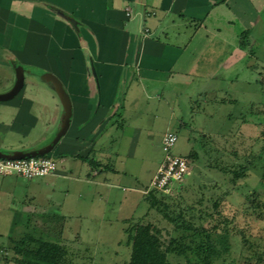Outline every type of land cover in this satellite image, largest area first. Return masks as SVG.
I'll return each instance as SVG.
<instances>
[{"label": "crops", "instance_id": "1", "mask_svg": "<svg viewBox=\"0 0 264 264\" xmlns=\"http://www.w3.org/2000/svg\"><path fill=\"white\" fill-rule=\"evenodd\" d=\"M263 60L264 0H0V93L25 69L22 90L0 101V150L38 148L60 129V97L32 78L50 72L73 104L69 130L51 152L59 158L60 145L66 149L67 167L51 176L116 185L119 155L109 148L127 138L135 104H172L199 81L195 89L207 94L205 82L237 80ZM18 184V176L0 175L2 207L23 208Z\"/></svg>", "mask_w": 264, "mask_h": 264}, {"label": "rangeland", "instance_id": "2", "mask_svg": "<svg viewBox=\"0 0 264 264\" xmlns=\"http://www.w3.org/2000/svg\"><path fill=\"white\" fill-rule=\"evenodd\" d=\"M261 66L237 80L205 82L207 94L196 90L199 81L183 96H173L172 104L158 98L135 104L127 138L109 148L119 155L113 161L121 171L116 185L97 189L86 181L16 175L25 204L18 210L0 205V264H19L14 248L30 236L36 242L27 241V248H37L40 240L64 246L63 264H128L135 226L156 225L168 247L180 235L171 219L181 212L186 222L229 234L230 251L217 264H264V60ZM32 78L55 92L41 75ZM168 131L179 135L175 153L198 151L199 159H192L193 172L183 183L154 199L147 189L164 159L162 138ZM60 150L59 169L66 170V149L60 145ZM250 160L247 175L234 179V171ZM169 261L195 264L172 252Z\"/></svg>", "mask_w": 264, "mask_h": 264}, {"label": "trees", "instance_id": "3", "mask_svg": "<svg viewBox=\"0 0 264 264\" xmlns=\"http://www.w3.org/2000/svg\"><path fill=\"white\" fill-rule=\"evenodd\" d=\"M210 135L203 134V139H209ZM206 152H208L206 150ZM48 155H51L48 154ZM42 155V156H48ZM40 157V156H39ZM92 166H100L94 158L80 156ZM190 161L199 159L198 151L195 154L187 156ZM248 161L242 165L239 170H235L234 179L244 178L249 171ZM159 191L151 190L148 193L156 199V193ZM153 205H156L154 200ZM200 220H205L206 216L201 214ZM175 228L179 231L178 238H173L168 247H166L161 230L152 223H140L133 228L130 234L132 245L131 258L128 264H170L169 253L185 255L195 264H217L218 261L230 251L229 234H220L218 226L208 227L204 224L186 222L183 213L171 219ZM35 241L33 237L23 239V242L15 246V261L19 264H63L66 259L67 250L59 243L40 240L37 241V248H27V241Z\"/></svg>", "mask_w": 264, "mask_h": 264}, {"label": "built area", "instance_id": "4", "mask_svg": "<svg viewBox=\"0 0 264 264\" xmlns=\"http://www.w3.org/2000/svg\"><path fill=\"white\" fill-rule=\"evenodd\" d=\"M179 135L168 131L162 138L164 159L154 175L147 192L156 190L169 193L176 183H183L193 172L190 159L174 152ZM59 168V159L56 156H37L20 159L0 157V175H19L27 179H34L55 174Z\"/></svg>", "mask_w": 264, "mask_h": 264}, {"label": "water", "instance_id": "5", "mask_svg": "<svg viewBox=\"0 0 264 264\" xmlns=\"http://www.w3.org/2000/svg\"><path fill=\"white\" fill-rule=\"evenodd\" d=\"M43 78L44 80H46L47 82L51 83L54 86V89L57 92L63 104L65 114L60 129L54 136V139L47 145L32 150H15L13 152H4L0 150V157L8 158V159H20V158L48 155L57 147L61 139L68 132L71 124V119L73 116V104L71 97L67 92L63 82L56 75L48 72L43 75ZM24 84H25V69L23 66H18L17 81L15 86L8 92L0 93V101H6L14 98L22 90Z\"/></svg>", "mask_w": 264, "mask_h": 264}]
</instances>
